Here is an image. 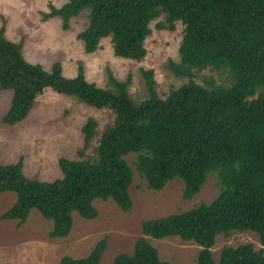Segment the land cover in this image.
<instances>
[{
    "label": "trees",
    "instance_id": "1",
    "mask_svg": "<svg viewBox=\"0 0 264 264\" xmlns=\"http://www.w3.org/2000/svg\"><path fill=\"white\" fill-rule=\"evenodd\" d=\"M82 12L87 23L76 37L85 53L109 38L115 56L137 61L146 55L153 20L161 16L156 27L167 29L179 22L178 60L167 67L185 81L160 95L153 71L142 70L147 95L136 101L129 76L118 80L107 71L106 87H101L88 81L78 64L76 74L67 77L58 61L49 68L28 61L21 43L7 39L1 26L0 92H11L4 124L26 118L48 87L108 109L113 119L98 132L97 121L88 117L78 157H59L61 176L52 180L26 176L21 157L0 162V192L15 193L0 220L21 225L36 209L52 222L48 236L56 239L69 234L72 213L96 218L94 200H112L129 213L132 170L125 156L135 153L134 166L148 189L159 191L178 179L188 200L215 172L220 191L209 203L142 220V236L132 252L115 255L112 264H170L148 241L169 236L200 246L197 264H216L211 251L216 236L245 230L256 234L261 247L256 250L249 242L224 246L217 264H264V0H65L59 7L49 3L43 17H59L65 29ZM204 69L224 73L226 83L212 77L196 81ZM106 241L98 240L84 257L63 255L59 264H99Z\"/></svg>",
    "mask_w": 264,
    "mask_h": 264
},
{
    "label": "rangeland",
    "instance_id": "2",
    "mask_svg": "<svg viewBox=\"0 0 264 264\" xmlns=\"http://www.w3.org/2000/svg\"><path fill=\"white\" fill-rule=\"evenodd\" d=\"M65 0H0V27L7 39L20 42L25 58L49 68L55 61L61 63L63 74L72 77L81 64L85 78L96 85L106 87L107 71L114 78L130 77L129 93L136 100L147 95L142 70L151 69L158 94L181 85L185 79L176 78L167 67L168 61L178 60V46L183 27L177 22L173 29L157 28L160 16L150 23L151 33L145 40L146 55L140 61L117 57L112 52L109 38L102 39L93 53H85L82 42L76 37L86 23V13L71 18L63 29L59 17L44 19L49 12V3L59 7ZM212 77L216 83H226V75L204 69L195 80L202 83ZM11 92H0V162L14 163L20 157L26 176L40 180H52L61 176L58 158H77L82 147L81 127L88 117L97 121L101 131L110 123L113 115L108 109H95L76 99L46 88L35 101L27 117L6 125L1 121L9 107ZM90 148L85 150L88 154ZM135 153L125 156L132 170V183L128 192L132 209L123 213L112 200H94L98 211L96 218L85 219L72 213L73 224L65 238L50 239L48 232L52 222L36 210L21 225L17 220H0V264H59L63 255L73 258L86 256L94 244L107 238L106 248L99 264H112L119 253L130 254L135 241L142 236L141 222L190 209L200 203L211 202L219 193L220 185L215 172L207 175L205 183L191 199L182 197L183 183L178 179L169 181L161 190L148 189L144 178L134 166ZM15 200V193L0 192V215ZM159 258L170 264H197L200 246L192 241H183L177 236L161 239L148 237ZM249 242L254 249L260 243L252 231L220 233L211 247L217 264L224 246H237Z\"/></svg>",
    "mask_w": 264,
    "mask_h": 264
}]
</instances>
